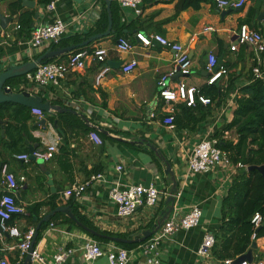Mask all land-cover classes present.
<instances>
[{
    "label": "crops",
    "instance_id": "obj_1",
    "mask_svg": "<svg viewBox=\"0 0 264 264\" xmlns=\"http://www.w3.org/2000/svg\"><path fill=\"white\" fill-rule=\"evenodd\" d=\"M51 1L0 0V12L13 18L6 25V30L1 28L0 20V74L10 64L34 61L47 50L31 48L30 39L35 27L60 18L69 24L62 39L84 36L97 27L104 7L107 8L105 0H58L55 9L50 10ZM180 1L145 0L140 16L113 1L117 3L120 22L126 27L125 32L133 49L128 53L118 52L113 34L92 45L109 50L107 62L112 71L101 87L95 85V77L101 68L97 62H90L83 71L70 72L58 85L50 84L40 90L35 84L27 82L25 76L7 82L6 85L16 91L37 94L44 101L61 107V111L52 115L44 112L45 116L39 119L30 108L16 104L0 105V108L8 109L5 112L0 109V120L5 122L4 129L0 125V176L2 166L8 164L9 171L17 178L26 177L23 187L16 192L17 203L25 213L16 216L14 223L22 230L37 228L40 221L55 210L52 206L57 209L69 205L73 213L76 209L95 227L91 230L101 235L96 239L94 237L97 236L78 224L79 228H72L67 215L56 213L49 222L42 224L35 244L46 264H55L53 256L61 250L73 252L63 264H82V248L86 240L92 238L104 251H109L114 246L126 244L111 238L135 241L143 232L154 227L166 210L172 183L166 178L165 164L147 148V143L162 151L179 182L181 196L177 198L174 212L184 216L194 205L203 210L199 226L162 240L149 256H156L160 264H223L224 260H219L215 254L217 243L208 258H202L198 251L207 234L216 237L219 234L223 224L224 201L235 176L216 170L190 174L186 167L190 153L203 138L212 136L218 140H238L234 131H228L226 127L233 119L234 109L231 106L235 103V96L250 80L254 54L250 46L240 45L235 52L231 51V46L243 24L264 35V0H247L241 9H220L215 0H195L200 2L198 9L189 7L178 11ZM258 7L260 11L252 18V11H257ZM18 25L20 29L16 28ZM208 26L215 31H205ZM138 32L161 34L188 49L193 67L190 74L181 78L189 86L201 88L207 85L206 63L208 55L214 53L219 66H235L236 91L221 107H216V102L203 105V108L211 106L212 114L195 127L180 128L175 125L170 129L163 123L165 104L159 97L158 83L173 70L174 54L172 50L159 46L143 48L135 37ZM132 59L137 60V68L131 74H123L121 65ZM179 79L173 76L169 84L174 86ZM219 85L226 86L225 80ZM51 118L55 119L56 125ZM43 119L46 120L44 123ZM92 132L98 133L102 144L90 137ZM99 133L105 134L106 138ZM141 141L145 144H139ZM47 144H56L58 148L51 161L40 163L32 160L25 165L13 159L16 153H29L31 148H42ZM121 164L124 170L118 174L114 170ZM98 173L104 174L108 182L119 180L122 189L133 184H154L162 193L161 202L155 208L139 209L130 217H120L110 198L111 183H94L81 197L62 199L65 191L83 184ZM39 204L43 205L36 211ZM150 238L125 248L131 253L128 264H148L143 246ZM15 243L8 236L0 241V261L4 258L12 261L20 256L18 250H11ZM256 243L254 256L258 261V256L264 252V237ZM261 260L264 261V258ZM83 264L110 263L103 256L95 262Z\"/></svg>",
    "mask_w": 264,
    "mask_h": 264
},
{
    "label": "built area",
    "instance_id": "obj_2",
    "mask_svg": "<svg viewBox=\"0 0 264 264\" xmlns=\"http://www.w3.org/2000/svg\"><path fill=\"white\" fill-rule=\"evenodd\" d=\"M52 0L49 9L54 10L56 2ZM120 7L133 11L136 16L143 14V6L145 0H114ZM247 0H215V4L220 9H241L245 6ZM69 24L64 20L57 18L53 23L42 24L34 28L32 31L30 46L33 50H48L53 44H57L63 38L68 30ZM20 29L21 26L16 27ZM205 31L211 32L215 29L211 26L205 28ZM140 45L145 49H151L155 46L168 48L174 54V68L165 74L159 81V97L165 104L166 117L163 123L170 129L175 127V115L179 104H186L188 107H195L197 99L203 105L212 104L211 100L200 94V88L189 86L184 76L191 73L193 60L189 56L188 49L179 42L171 41L161 34L146 35L138 32L135 34ZM240 45H246L253 48V64L251 66V81H262L264 83V35L259 30L252 29L249 25L244 24L239 28L235 37V43L231 46V51L238 50ZM116 50L120 53H128L133 49V44L127 38H119L115 43ZM109 50L104 47L92 46L90 48L83 47L76 49L68 54L67 58L62 61H52L40 65L36 70L27 74L26 81L35 84L38 89H44L50 84L58 85L63 81L70 72H78L85 70L90 62H97L101 68L95 77V85L101 87L107 75L112 71L108 64ZM138 62L132 59L121 65L123 74H131L137 68ZM206 71L208 74L206 84L209 86L219 84L225 80L227 83L229 72L226 67L219 66L218 58L214 53L208 55L206 63ZM180 76V79L174 86L169 84L173 76ZM183 77V78H181ZM249 83V82H248ZM247 83V84H248ZM240 94L235 96L234 105H230L231 109L236 108V101ZM32 113L42 119L45 114L42 110L32 109ZM90 137L98 144L102 141L97 132H92ZM219 140L207 136L203 138L197 146L192 150L187 161V173L204 174L211 171H226L231 176H237L241 170H247V165L238 162L235 163L230 154L219 147ZM58 152L56 144H47L42 148H36L32 153H16L13 159L29 164L34 158L39 162L51 161ZM124 170L121 164L115 168V172L120 174ZM1 197H0V241L6 236L13 239L16 243L11 250H18L20 256L11 262L8 258L0 261V264H24L26 256L30 253L32 243L36 235V228H28L22 230L17 223L11 224L16 216L23 215L25 210L18 205L16 192L23 187L26 177L17 178L9 171V165L4 164L1 168ZM94 183H111L110 198L116 205L118 215L120 217H130L139 209L155 208L161 202V191L156 185L151 184L145 186L143 184L128 185L122 189L119 180L114 179L108 182L102 173L92 175L83 184L75 185L71 189L64 192L62 199L70 200L72 196L81 197L87 188ZM181 196L179 192L177 198ZM203 217V210L199 205H194L190 210L181 216L178 212H174L163 223L161 228L154 234L148 242L143 246V252L147 257L148 264H160V260L149 255L155 251L162 240L168 239L170 236L180 231H188L200 225ZM252 224L255 230L253 240L257 235V230L264 223V217L260 213H256L252 218ZM217 243L214 234H207L203 240L202 246L198 254L202 258H208L212 249ZM83 263H92L99 258L106 256L110 264H128L131 260V253L122 247L114 246L109 251H104L98 241L90 238L83 244ZM72 251L61 250V252L53 256L55 264H63L72 255ZM32 264H46L45 258L41 255L39 249L34 247L32 252ZM158 255V253H156ZM236 259H227L223 264H233ZM82 263V264H83ZM242 264H251L248 261ZM253 264H264L263 260H254Z\"/></svg>",
    "mask_w": 264,
    "mask_h": 264
},
{
    "label": "trees",
    "instance_id": "obj_3",
    "mask_svg": "<svg viewBox=\"0 0 264 264\" xmlns=\"http://www.w3.org/2000/svg\"><path fill=\"white\" fill-rule=\"evenodd\" d=\"M199 6V1L181 0L177 10L180 11L189 7L198 9ZM259 11L260 7L257 8V11H252L251 17H255ZM111 13L113 17V39L116 43L119 38H127L128 34L125 32L126 27L120 22L119 9L116 2L111 5ZM108 22V10L104 7L96 28L84 36L76 35L69 39H61L59 43L53 44L49 49H56L59 46L67 47L71 43L81 44L89 37L105 32L108 29ZM94 44L95 42L91 43L87 48L92 47ZM67 56L49 60L46 63L61 61L66 59ZM223 66L229 72L226 86L215 84L200 88V94L210 99L211 102H216V107H221L228 96L236 91L237 87L236 71L233 72L235 66ZM249 79V83L239 89L240 97L236 101L233 119L226 127V130L234 131L238 140L233 142L220 139L218 144L221 149L230 154L235 163L241 162L247 165L248 168L264 165V83L256 80L251 81L252 76ZM202 106L203 104L198 99L195 107H188L186 104L177 106L175 125L180 128H187L189 125H194L195 127L199 122L205 120L212 114L213 110L211 106H208V108H203ZM51 121L55 123L54 118H51ZM99 134L101 137L106 138L105 134ZM42 205H37L35 210L37 211ZM52 209H56V206H52ZM74 213L80 223L87 228L95 230V227L84 216L79 214L76 209H74ZM256 213H260L264 217V177L258 170H241L240 174L235 177L229 194L224 201L223 224L216 237L217 250L215 254L219 260L237 259L248 252L253 242L264 237V225H262L256 231L255 240L252 238L255 230L251 221ZM67 221L72 228H79L77 223L70 218H67ZM13 223L14 220L11 224ZM45 225L47 224L43 226ZM94 238L99 239L98 237ZM119 245L124 248L133 246L129 244ZM262 258H264V252L258 256L257 260ZM11 262L14 263L15 259H12Z\"/></svg>",
    "mask_w": 264,
    "mask_h": 264
},
{
    "label": "water",
    "instance_id": "obj_4",
    "mask_svg": "<svg viewBox=\"0 0 264 264\" xmlns=\"http://www.w3.org/2000/svg\"><path fill=\"white\" fill-rule=\"evenodd\" d=\"M114 0H105L107 4V10H108V16H109V22H108V29L100 34L93 35L89 37L87 40L82 42L81 44H73L67 47H59L56 49H48L46 50L41 56H39L37 59L31 62H26L23 64H10L8 68H6L5 71H3L0 74V105H6V104H16L20 106H24L30 109H39L45 112L46 114L52 115L55 112L61 111V107L55 106L51 103V101H44V99L37 95V94H32L28 91L21 90V91H16L14 87L12 86H7V82L13 79L21 78L26 76L27 74L33 72L36 70L40 65L46 63L49 60L53 59H58L61 57H64L71 53L72 51L87 47L91 43L96 42L98 40H101L105 37H109L113 34V17L111 13V5ZM77 2H82V0H77ZM263 15V11H262ZM13 18H9L2 14L0 12V20H1V28L3 30L7 29V26L10 22H12ZM220 63V62H219ZM177 78L180 77L179 75L176 76ZM16 83L14 84V86ZM18 85V84H17ZM2 112H5L6 109L5 107L0 108ZM46 120H42V123H44ZM0 125L2 126V129H4L5 122L3 120H0ZM56 125V123H55ZM139 144H145V141H141ZM147 148L151 149L152 151L155 152L156 156L165 164V175L166 178L172 183L171 189L169 191V196L166 200V210L162 213L161 217L157 221V223L154 225L152 229L146 230L143 232L142 236L135 241L127 240V239H121V238H111L112 240L118 242V243H126V244H131V243H142L145 242L148 238L152 237L154 234L157 233V231L161 228L163 223L171 216L175 209V204L177 201V194L179 193V182L175 176V173L172 169L171 163L167 160V158L163 155L162 151L152 145L147 143ZM34 149H30L29 153H32ZM36 161L34 158L32 159ZM39 162V161H38ZM43 163V162H40ZM248 170H258L260 174L264 177V165L262 166H251L248 168ZM56 213H63L67 215L71 220L76 222L81 228H83L85 231L89 232L90 234L94 236H101L99 233H97L94 230H91L87 227H85L82 223H80L75 216V214L72 212V209L69 205L61 206L55 209L53 212L49 213L46 215L38 224L36 228V235L32 243V248L30 250V253L26 256L25 263L24 264H32V252L34 250L36 240L40 231V228L43 223H47L51 220V218L56 214ZM264 225V224H263ZM257 249V243L253 242L251 245V248L246 252L245 254L241 255L238 257L233 264H242L245 261H248L249 263L253 264L255 260L254 256V251Z\"/></svg>",
    "mask_w": 264,
    "mask_h": 264
}]
</instances>
